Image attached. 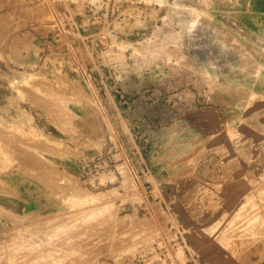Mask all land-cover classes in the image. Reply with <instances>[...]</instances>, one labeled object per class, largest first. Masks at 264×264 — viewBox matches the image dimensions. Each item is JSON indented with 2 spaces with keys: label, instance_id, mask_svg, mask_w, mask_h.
Here are the masks:
<instances>
[{
  "label": "rangeland",
  "instance_id": "1",
  "mask_svg": "<svg viewBox=\"0 0 264 264\" xmlns=\"http://www.w3.org/2000/svg\"><path fill=\"white\" fill-rule=\"evenodd\" d=\"M0 22V264H264L249 0H0Z\"/></svg>",
  "mask_w": 264,
  "mask_h": 264
},
{
  "label": "bare ground",
  "instance_id": "2",
  "mask_svg": "<svg viewBox=\"0 0 264 264\" xmlns=\"http://www.w3.org/2000/svg\"><path fill=\"white\" fill-rule=\"evenodd\" d=\"M0 23H1V22H0ZM2 29H3V28H2ZM0 30H1V28H0ZM4 35H5V32H4ZM0 37H1V36H0ZM7 37H8V36H7ZM8 38H9V37H8ZM4 39H7V38H4ZM12 40H13V39H12ZM4 41H5V40H4ZM6 42L8 43V41H6ZM3 43H4V42H3ZM3 43H1V44H3ZM1 44H0V45H1ZM3 45H4V44H3ZM5 45H7V44H5ZM5 45H4V46H5ZM9 45H10V44H9ZM1 48H2V46H1ZM4 49H5V47H4L3 49H0V50L3 51ZM8 132H10V131H8ZM1 134H2V133H1ZM13 135H14V134H13ZM3 136H4V134H3ZM5 136H6V134H5ZM15 136L17 137V135H15ZM17 138H18V137H17ZM20 139H22V138L20 137ZM0 140H1V139H0ZM16 141L19 142L18 140H16ZM23 141H24V139H23ZM21 142H22V141H21ZM9 147H10V146H9ZM4 148H5V146H4ZM4 148L2 147L3 150H4ZM2 149H0V151H1ZM5 151H6V150H5ZM10 151H11V150H10ZM2 152H3V151H2ZM2 152H1V153H2ZM6 152H7V151H6ZM12 153H13V151H12ZM3 154H4L5 157H7V154H9V153H7V154H6V153H3ZM3 154H2V155H3ZM5 154H6V155H5ZM13 154H15V153H13ZM16 154H17V151H16ZM18 154L20 155V157H21V155H23V154H20V152H19ZM8 156H9V155H8ZM11 156H13V155H11ZM14 156H15V155H14ZM7 158H9V157H7ZM7 158H6V159H7ZM14 158H16V157H14ZM6 159H5L4 162H7ZM18 159H19V158H18ZM3 160H4V158H3ZM3 160H2V161H3ZM7 160H8V162H9V161L12 162V161H11L12 159H7ZM10 162H9V163H10ZM12 163H14V161H13ZM5 164H6V163H5ZM7 164H8V163H7ZM7 164H6V165H7ZM28 166H29V165H28ZM6 167H8V166H6ZM9 167H10V166H9ZM9 167H8V168H9ZM11 167H12V164H11ZM25 167H26V166H25ZM26 168H27V167H26ZM38 168H39V167H37V168H33V169H34V170H35V169L38 170ZM31 169H32V168H31ZM4 170H5V169H4ZM4 170H2V171H4ZM36 170H35V172H36ZM41 170H42V169H41ZM29 171L33 172V170H29ZM22 172H23V171H22ZM35 172H34V173H35ZM29 173H30V172H29ZM16 177H18V176H16ZM50 177H51V176H50ZM50 177H49V178H50ZM16 179H17V178H16ZM51 179H52V178H51ZM18 180H19V177H18ZM20 181H22V180L20 179ZM5 188H6V187H5ZM67 193H68V192H67ZM70 193H71V192H70ZM93 209H94V208H93ZM93 209H92V210H93ZM90 210H91V209H90ZM79 212H80V211H79ZM67 216H68V215H67ZM55 217H56V216H55ZM64 218H65V217H64ZM68 218H71V217H68ZM74 218H75V217H74ZM65 219H67V218H65ZM67 222H68V221H67ZM62 224H63V223H62ZM62 226H63V225H62ZM24 227H25V226H24ZM28 227H29V226H28ZM66 227H67V226H66ZM20 228H21V227H20ZM20 228H19V229H20ZM54 233H55V232H54ZM23 234H24V232H23ZM26 234H27V233H26ZM52 235H53V234H52ZM33 242H35V241H33ZM24 245H25V244H24Z\"/></svg>",
  "mask_w": 264,
  "mask_h": 264
},
{
  "label": "crops",
  "instance_id": "3",
  "mask_svg": "<svg viewBox=\"0 0 264 264\" xmlns=\"http://www.w3.org/2000/svg\"><path fill=\"white\" fill-rule=\"evenodd\" d=\"M257 13L264 14V0H249Z\"/></svg>",
  "mask_w": 264,
  "mask_h": 264
}]
</instances>
